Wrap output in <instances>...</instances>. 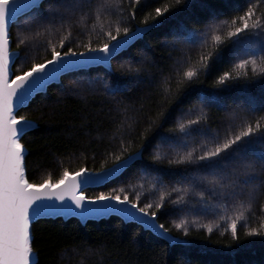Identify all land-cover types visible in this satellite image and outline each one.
Returning <instances> with one entry per match:
<instances>
[{
  "label": "trees",
  "instance_id": "16d2710c",
  "mask_svg": "<svg viewBox=\"0 0 264 264\" xmlns=\"http://www.w3.org/2000/svg\"><path fill=\"white\" fill-rule=\"evenodd\" d=\"M157 7L168 12L153 20ZM240 17L250 27L229 36L243 26ZM146 19L155 27L109 69L70 73L15 116L35 125L20 140L30 183L54 184L64 171L100 173L117 157L138 155L83 195L150 203L149 216L169 238L118 217L42 219L30 227L33 255L39 264H264V234L249 235L264 232V0H45L11 26L12 77L46 63L53 48L88 53L115 42L108 32L119 27L120 40ZM252 60L255 70L244 64ZM249 126L250 136L199 159ZM189 152L190 161L177 162ZM241 211L233 237L229 225ZM182 222L186 230L176 227Z\"/></svg>",
  "mask_w": 264,
  "mask_h": 264
},
{
  "label": "snow or ice",
  "instance_id": "6c2138e0",
  "mask_svg": "<svg viewBox=\"0 0 264 264\" xmlns=\"http://www.w3.org/2000/svg\"><path fill=\"white\" fill-rule=\"evenodd\" d=\"M39 7L36 0H0V264H39L38 260L34 258L31 237L29 232L30 224L33 222V215L37 217L43 214L42 209L44 206L38 205L36 202L42 199H51L55 193L56 199H63L65 193L69 194L72 201L77 208H83L85 204V197L83 194L76 195L81 185V180L78 177L83 176L84 170L75 175H69L67 171L63 172V175L56 183H50L49 180H45L41 184L30 183L25 176L24 156L25 149L20 140L24 134L31 131L35 125L32 121L26 120L24 117H17L13 114L15 105H23L27 99L33 94V92L41 90L43 86L55 79L56 75L61 71H66L70 64L84 63L83 61H69L67 64L63 63L65 56H84V53H76L71 49L68 52L61 55L60 52L54 48L52 50V58L46 63H34L31 65L28 71L23 72L21 75H17L14 80L9 83V63L10 55L8 51V25L10 18L15 20L18 13L25 9H31ZM168 12V8L164 7L163 11L160 7L155 9V15L152 17L155 20L157 17L164 15ZM253 13L249 11L246 13V17L250 19ZM243 21L242 27H236L234 31L228 33L229 36L238 35L245 29L250 27L248 19L240 17ZM235 24V21L232 22ZM146 27L138 29L135 33L129 36L127 28L123 29V33L128 39L118 41V36L121 32L119 27L116 28V35L111 32L107 33L108 41H117V43L111 45L105 43L103 47L91 48L90 52L103 53L102 57H91L93 62H107V58L114 55L120 49L126 47L132 39L142 35L145 31L155 27L154 24H148L145 20ZM259 26V21L253 22L251 28L255 29ZM66 39V38H65ZM215 41L220 40V36H214ZM23 43V41H21ZM64 40H61L60 45L63 47ZM251 63L256 66V61H245L244 64ZM244 64L240 67H244ZM50 65L55 67L49 68ZM260 71L264 72V68ZM184 75L191 79L196 73L194 71H186ZM14 85V86H13ZM195 123V122H193ZM259 126V125H258ZM181 125V130H183ZM253 133L251 126L242 131L234 138L227 140L222 145H218L214 150H208L203 155L199 156L200 160H211L213 157L220 155L222 151L231 148L234 144H237L243 137H248ZM140 157L132 156L123 161L120 157H117V164L107 170L104 176H98L96 180L102 181L115 171H122L128 166L132 160L139 159ZM192 153H187L186 157L181 158L178 163H183L185 160H191ZM261 162L264 163V157H261ZM98 175V174H97ZM87 183L88 181H84ZM58 190V192L56 191ZM139 199V195H137ZM164 196L161 195V200ZM115 200L122 204H127L128 197L125 196L123 200L119 195L110 196H98L94 200H88L87 203L96 204L103 203L104 201ZM160 205H157L159 207ZM132 208H137L135 203L131 204ZM152 204H146L144 207L137 208V211L143 216H149L147 209L152 208ZM92 211V210H89ZM135 218V217H133ZM244 218V212L241 211L235 219L232 220L229 227L233 237L237 233V221ZM151 219L154 221L155 213H152ZM147 227L155 228V224L149 221L141 220ZM160 227H163L162 225ZM179 229H185V224L182 222L176 225ZM264 228V224L261 225ZM186 230V229H185ZM207 231L212 232L213 228L207 226ZM264 234V232H257L252 229L249 231V235Z\"/></svg>",
  "mask_w": 264,
  "mask_h": 264
},
{
  "label": "water",
  "instance_id": "95a60500",
  "mask_svg": "<svg viewBox=\"0 0 264 264\" xmlns=\"http://www.w3.org/2000/svg\"><path fill=\"white\" fill-rule=\"evenodd\" d=\"M44 1L45 0H36V2L39 4V7L43 4ZM39 7L31 8V9H25L24 11L18 13L15 20H11V18H10L9 25H8V51H9V55L11 57L10 63H9V75H8L9 83H11V81L14 80L12 77V68H13L15 60L17 58V53L11 51V42L9 39V32H10L11 26L17 20H19L21 17L29 14L30 12H32L35 9H38ZM131 35H129V36H131ZM142 36H143V34L136 37L135 39H132L131 42L126 47L120 49L114 55L107 58L106 63L105 62H93L90 60L91 57H102L103 53L88 52V53H84L85 54L84 56H80V55H77L74 57L73 56H65V59L63 62L65 64H67L69 61H83L84 63L70 64L66 71L59 72L56 75L55 79L46 83L41 90L33 92V94L27 99V101L23 105H15L13 114L15 115L16 112L26 108L27 105L32 101V99H34L36 96H38L40 94H43L47 90L48 87L55 85V84H58L62 77L66 76L70 73H74V72H78V71H87L89 69H94V68H98V67H103L105 69H109L111 61L114 60L121 53L127 51ZM125 39H128V37H124L118 41H123ZM115 43H117V41L110 44V48H111V45H113ZM53 67H55V66L54 65L49 66V68H53ZM24 158H25V156H24ZM132 162H133V160L128 164V166ZM126 168H124L121 172L119 170L113 172L111 175H109L108 177H106L102 181H98L96 179L98 178V176H104L106 174L107 170L100 172V173H89V172L84 171L85 174L81 177H78V179L81 180V185H80V188L78 189L76 195L79 196L80 194H83L86 190L104 186L105 184L109 183L110 181L114 180L119 175H121L122 172ZM84 181H88V182L85 183ZM56 191L58 192V190H56ZM85 201L86 202H85L83 208H77L75 203L70 198L69 194L65 193L63 195V199L61 200V199H56V195L54 193L53 197L51 199H42V200H39L36 202L38 205L44 206L42 209L43 214L40 215L39 217H37L34 214L33 215V222H35L37 220H42V219L62 218L64 220H67V219H71V218H76V219L80 220L82 223H87L90 221L105 220V219H108L110 217H118L122 221H124L125 223L136 224V225L142 227L144 230L149 231L158 237H161L163 239L169 238V236L165 232H163V230L159 227V225L156 222V219H154V221H153L151 219V216H147V217L143 216L141 213H139L137 211V208H132L131 204L128 202H127V204H122V203H119L115 200H108V201H104L103 203L90 204V203H87L88 200L86 198H85ZM89 210H92V211H89ZM133 217H135V218H133ZM141 220L149 221L150 223L155 224L156 227L155 228L147 227L144 223L140 222ZM31 224H30V227H31ZM30 227H29V232H30ZM30 237H31V234H30Z\"/></svg>",
  "mask_w": 264,
  "mask_h": 264
},
{
  "label": "bare ground",
  "instance_id": "6f19581e",
  "mask_svg": "<svg viewBox=\"0 0 264 264\" xmlns=\"http://www.w3.org/2000/svg\"><path fill=\"white\" fill-rule=\"evenodd\" d=\"M35 258V257H34Z\"/></svg>",
  "mask_w": 264,
  "mask_h": 264
}]
</instances>
